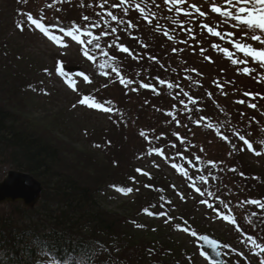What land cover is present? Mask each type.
Wrapping results in <instances>:
<instances>
[{
    "label": "rangeland",
    "instance_id": "rangeland-1",
    "mask_svg": "<svg viewBox=\"0 0 264 264\" xmlns=\"http://www.w3.org/2000/svg\"><path fill=\"white\" fill-rule=\"evenodd\" d=\"M36 9L37 6L33 3L26 7L24 0H0V68L5 70L6 67H8L7 69L11 70L15 75V77H13L14 80L12 79L14 84L11 83L10 86L14 92V97L12 101L9 102V105L16 109H21L22 107H20V104H23L24 113L21 118L27 121V123H31L33 127L38 128L41 132L46 131L53 136L57 134L58 137L70 147L69 151H71V153L68 154L70 158L77 156V153H75L74 150L76 149L83 153L85 152L86 154L89 153V155L96 156L99 160L104 159V162L109 164L110 162L104 156V149L99 147L98 151L92 150L88 147L87 143L93 140L105 143L103 135H105L106 132L100 133L99 131L106 127L112 129L111 125L108 124L109 121H106L107 113L79 105L78 100L82 98V95L93 93L97 88L96 85L98 83L107 85V87H104L108 88L105 91V96H112L110 91L116 90L122 101H125L124 95L139 93L137 97L134 95L133 103H135V109L141 107L140 103L146 98L147 94L144 92V89L127 93V89L119 83V78H117L114 73H111L110 69H108V71L112 75L108 74L106 76L111 80L107 82V80H105L106 76L100 75L101 70L98 67L99 63L104 62L105 60H100V58H97L96 54H94L95 59L92 61L88 59L80 60L75 52L84 51L85 46H81L75 41H71L70 38H65V43L68 47L62 48L48 40L47 37H45L38 29H34V26H31L30 24L26 25L23 31H20L16 26L17 21L26 20V14L29 13L37 15L38 13H36ZM71 10L78 11V8L72 7ZM20 12H23L25 15H20ZM51 12L52 10L45 13ZM36 15L34 18L37 17ZM44 20L49 22L46 26L51 27L49 30L54 35H61L54 22L57 20H51L48 18H45ZM99 23L100 26L104 25L102 21ZM61 26L67 28L63 24L59 27ZM106 27L107 33H109L110 36L109 40L104 43V47L109 54L107 61L112 63L113 61L110 57H114L115 66L121 69V74L126 79L131 78L135 80L137 79L136 73H140L139 79L143 82L153 83L155 81L154 78L159 76L166 81L178 83L180 87L185 91H188L194 98L199 97L205 99V103H199V107H197L202 110L206 104L204 109L207 114L213 111H216V113L219 114L224 109L233 111L236 104L235 101H237V99L239 100L240 96L243 94L241 90H246L248 86H252L251 84L254 85L252 86L254 87V91L264 94V81H259V76L260 74H264V69H260L258 63L253 61L257 66H254L257 71L252 73L254 80L246 79L244 77L245 74L240 72L239 69L248 66L249 62L247 65H232L231 62L223 56V53L213 50L211 48V43H213V41L208 37L207 30L201 27V24L194 18H192V22L188 24L185 31L183 30L188 37V42L175 47L177 50H184L185 59H180L178 57L167 59V50L165 51L164 49L173 47L172 44L166 45L162 40L158 41V39H153L147 34H139L138 36L134 35L133 39H130V43L124 45L129 47L134 54L140 57V59L134 60L128 53L120 52L115 44H113V41H116L120 33L119 31L114 34L110 33V27H114L112 22H108ZM227 27H229V30L227 31H234L230 26ZM189 29H191V32H189ZM135 36L137 38L136 40ZM192 37H195V39ZM82 38L85 40L87 39L86 36ZM233 38L239 39L240 34L235 35ZM247 42L252 43L257 48L261 47L255 42ZM109 44H113V47L109 48ZM203 48L208 49L204 55L211 57V65L203 66L201 63L196 62L195 59H193L194 62L198 64H195L192 61V58L206 61L203 56L200 55V51ZM176 54L177 52L171 55L176 56ZM150 56L155 57V59H149ZM99 57H104L102 52ZM234 58H243V54L236 53ZM247 59L248 61L251 60V58ZM58 61L62 62L63 68L64 66H71L80 69V72L74 73L65 71L76 81L78 91H72L67 86L65 78L57 73L56 68L58 66ZM157 61H159V63H157ZM160 64H164L165 68H161ZM171 68H176V72L173 73ZM185 68L195 69L196 72H185ZM45 69L48 70L47 73L45 72ZM165 69H167V71H165ZM104 71L108 72L107 69ZM130 71L134 72L130 73ZM81 72L88 75L92 82L86 83L83 81V77L76 76V73ZM197 72L200 73V75H197ZM184 74L192 76V81H197V83L194 84L192 81L185 79ZM96 80L98 81L92 86L95 87L94 91H88L86 87ZM216 83L224 84L225 86L229 85L227 89H223L224 93H227V95L222 94L220 87L215 86ZM18 85H20L21 91L16 90ZM133 87H137V85L134 84ZM104 88H98L96 92L101 94L102 89ZM45 92L47 94H45ZM209 92L212 93L210 102L206 99L209 97ZM172 94L175 96L178 95V97L181 95L182 98L179 97V99L185 98L182 93H180L179 88L174 89ZM256 98H258L256 101L257 108L261 107L260 112L264 115V99L259 97ZM19 99L23 101L20 102V104L16 101ZM241 99L245 100L244 98ZM245 102L248 103L247 100H245ZM246 103L238 104L237 108L235 107V110L238 112L239 107L247 106ZM74 104L77 105L75 108H73ZM179 107L180 113L186 112L183 110V105L179 104ZM195 109L196 107L191 115L196 116L195 118H199ZM251 115H253V122L249 123L248 126L253 124L252 127L257 128L263 125L262 116L256 109L250 108L247 114H245L246 117H251ZM51 124H55V126L50 128ZM168 127L169 125L167 128ZM107 137L110 140L114 139L116 137V132L112 131L107 133ZM123 139V141H120L124 147H127L128 143H131L132 140H134L133 146L135 148L139 147L132 132L127 134V138L124 137ZM88 149L93 152H88ZM177 152H179V149ZM122 153L124 154V152ZM251 155L253 158L249 157V161H252L256 167L261 166V172L264 176V156H261L262 154L257 156L253 152H251ZM237 158L240 163L242 160H240L239 156ZM183 161L187 163V161ZM145 163L146 161L138 163L137 168L135 167L134 177H144L145 175L142 174L143 172H148L150 174L154 173L156 168H160L161 170H158L157 174L167 176L168 188L164 189V191L161 192L162 194L158 196L160 198L159 201L162 202L163 199L169 201L176 198L180 203L179 208H177L176 211L169 209L161 211L158 206L153 207V205H148V208H144L147 209V212L145 211L142 216H139L136 219L137 224L132 227L137 234L152 231V233L156 232L157 236L162 235V237L166 239L167 246L171 254H173L172 256L175 258H166V263L161 261L159 264H176L175 260H181L182 258H185V264H192L190 261L191 259H193L195 264H212L207 259L206 255H200L202 251L200 248L199 232L208 234L212 236V238L221 242L225 241L227 245L231 246V251L232 249H235L236 252H243V257L238 256L236 255V252H233L232 256H234L237 261H246L244 257H247L248 260L251 255L255 256L249 250L250 244L246 240L247 236L255 235V229L247 220H245V222L242 220L251 212L249 210H244V203L232 196L223 198V200L229 204V209L231 210L225 209L223 205H218L219 201L216 198L218 196L216 195L215 190L213 187H208L211 182V177L206 173L208 170L207 166L204 164L195 165L197 162L195 163L193 160L191 163L186 164L188 167L187 171L188 173H192V177L195 178L201 174L208 176V182L206 184H201L197 179L196 186L201 187L202 190L205 188L207 189V187L208 189L211 188V191L214 192L215 195L210 199L208 197H201L191 186V193H189L187 190L183 189L179 183L175 182V173H173L174 168L171 170L168 169V165L171 164L170 162H167L165 164L166 167L163 168L160 167L161 162L159 161L156 162L154 167H149ZM131 165H133V163H131ZM156 165H158V167ZM9 169V165H0V179L5 176L6 171ZM137 169H141V172H137ZM131 171H133L132 167L130 172ZM176 172L178 171L176 170ZM188 181L191 183L189 179ZM262 188L264 191V180L262 182ZM178 193H183L185 199L182 200ZM102 194L103 198H101L102 200L100 201L102 207L111 209L118 214L127 210L124 203L130 199V196H127L117 191L116 188H111L109 186L103 189ZM129 194H134V190ZM161 197H163V199H161ZM201 200H207L208 202L213 203L214 208H216L221 215H230L234 217L236 223L233 224L230 221L223 220L217 215L216 211L208 209L206 204L201 203ZM241 204H243L242 207ZM236 205H239L240 207L236 208ZM11 210V207L8 205L0 206V212H2V214H8ZM149 212L154 214L149 215ZM161 212H165L167 215H159ZM169 216L172 217V220L166 223L165 221ZM184 221H187V224H185ZM177 224L181 226L180 229L175 227ZM137 225H140V227ZM184 228H188L190 231H196L197 236L193 237L190 235V232L183 231ZM236 237L238 242L237 244H234V241H237ZM254 238L257 239L258 242H263L264 233L254 236ZM127 240L128 237H125L124 239L116 238L114 243H110L114 256L111 257L110 260H107L106 257L105 259L111 264H117L118 261H120L121 264H158L155 263V261H158L159 259L155 256L145 255L148 251V247L140 246L137 243L133 247V254V250H130L132 248L127 247L125 243L128 242ZM242 240L245 241V243L242 244ZM2 249L8 251L7 248ZM221 255L223 256L225 263L227 260L229 262V259H231L230 252L228 251L222 250ZM136 257H139L138 259L140 263L137 262ZM75 263L76 262L73 258L69 256L66 258L65 264ZM257 263L259 264V260H256L255 264Z\"/></svg>",
    "mask_w": 264,
    "mask_h": 264
},
{
    "label": "trees",
    "instance_id": "trees-1",
    "mask_svg": "<svg viewBox=\"0 0 264 264\" xmlns=\"http://www.w3.org/2000/svg\"><path fill=\"white\" fill-rule=\"evenodd\" d=\"M13 97L11 88L0 81V164L30 173L42 183L43 191L33 210L14 206V211L0 215V242L8 249L7 256L12 255L4 264H44L43 260L61 261L67 254L78 261L98 264L96 257L104 253L110 260L114 256L110 243L125 237H128L127 247L133 249L137 243L148 247L145 255L155 256L158 263H166V258L173 257L162 235L152 231L137 234L132 228L144 213L147 204L143 203L155 198L156 189L163 186L161 179L158 183L149 182L151 190L140 189L133 199L125 202L127 210L121 214L102 207L104 187L118 184L120 175L129 172L130 161L119 157L115 163L107 164L95 156L82 159V154L70 158L69 146L57 134L41 132L21 118L24 106L20 104L21 109L10 106ZM206 99L211 101L209 97ZM219 114L223 122V115H230L231 120L223 133L212 132L209 140H204L202 160L220 161V165L227 155L226 166L230 170L226 176L228 184L233 186L242 181L249 167L230 154L221 136L231 135L233 129L245 131V126L252 127L253 124H248L253 122V116L241 117L235 107L233 111L224 109ZM54 126L51 124L50 128ZM247 188L250 194L264 197L263 188L256 181L249 180ZM175 263L185 264L184 258Z\"/></svg>",
    "mask_w": 264,
    "mask_h": 264
},
{
    "label": "snow or ice",
    "instance_id": "snow-or-ice-1",
    "mask_svg": "<svg viewBox=\"0 0 264 264\" xmlns=\"http://www.w3.org/2000/svg\"><path fill=\"white\" fill-rule=\"evenodd\" d=\"M26 3L27 0H24ZM141 2H136V0H119V3H111L109 4L110 9H119L124 16H128L129 10L134 8L137 10L141 16H143L145 19H147V23L149 25L152 24V19H148L149 16L155 17L156 13L155 12H145V7L141 6ZM154 2V0H153ZM109 0H102L100 3L99 7L101 9H104L105 4H108ZM165 3H170L171 7L168 8V12H172L173 9L175 10V13L179 15L181 12H184V9L181 7H177V5H182L184 3V0H165ZM226 7L224 10H222V6H218L216 3V0H212L211 7H210V12L213 14H218L219 17L223 18L220 24H218L216 27H210L207 24L201 25V27L205 28L207 30V33L210 34L211 37H218L221 41L225 40V38H228V43L232 45V47L235 49V52L230 51L229 47H221L220 44L218 43H211V48L213 50H217L218 52L223 53V56L226 57L232 65H247L248 64V59L251 58L252 61L257 62L258 66L260 69H264V0H225ZM48 7H51V5H48ZM160 6L157 5V8ZM190 8H195V12L199 14L200 18L206 17L205 11H201L200 7H196L195 5H189ZM20 15H25L23 12L19 13ZM98 16L101 17V20H103V16L101 13H97ZM184 15L189 17L188 22H192V13L191 12H184ZM107 16L110 18V21L116 22L117 25H124L126 24L127 28H135L136 24H134L131 20H124L123 18H118L117 15L113 14V11L109 10L107 11ZM91 18L88 15L83 16L84 21H89ZM167 19L171 20L173 25H177L180 22L177 19H174L172 16H168ZM104 23H108L107 20L104 21ZM31 25L34 26V29H38L45 37L48 38V40L52 41L54 44L66 48L68 45L65 43V38H70L71 41H75L77 44L81 46H85L83 55L90 61L95 59V56L92 54L93 52H96L99 50L100 52L103 53L104 56H108V52L104 50L101 47V39L105 35H108L109 33L101 31L99 35H94L93 32L88 28L84 27L83 30L81 26L73 24L70 27H59V32L61 35H54L50 30L49 27L46 26L44 22L43 16L40 18H34L32 14H26V20H18L17 21V28L20 31H23L26 25ZM226 25L230 26L231 29L234 31H229L226 33H222L221 31L217 30L220 25ZM95 27H100V23L97 22ZM156 31H160V28L157 27ZM117 32V27H110V33L114 34ZM189 32H191V29H189ZM240 34L239 39H232L235 35ZM164 35L167 36L168 40H173V36L169 35L167 31L164 32ZM87 37V39H83L82 37ZM195 39V37H192ZM118 39V38H117ZM247 41H252L255 42L256 44L260 45L261 47L257 48L255 47L252 43H248ZM187 41H185L186 43ZM113 44L119 49L120 52L122 53H128L134 60L140 59V57L136 54H134L129 47L124 46L123 44H116L115 41H113ZM113 44H109L108 47L111 48L113 47ZM173 51H177V49H173ZM179 51H183V49H179ZM207 48H203L200 51V55L203 56L204 60L208 61L211 60V57L204 55L205 52H207ZM236 53H242L243 58H234ZM110 59L113 61L112 63H109L107 60L104 62L99 63L98 67L101 70L100 75L106 76L109 73L104 71L105 69H110L111 73H114L117 78H119V83L123 85L125 88H127L129 91L136 92L139 89H149L151 88L154 93L159 95V92L157 89L160 86H166L168 90H174L179 88L180 93H182L183 97L187 98L188 103L185 102L184 99H179L178 95L173 97L174 99H177L178 103L180 105H183V110L189 113L188 115V120L192 121L193 123H199L197 120H193V117L191 115L193 109L189 107V104L195 106L197 105L198 101L196 98H194L192 95L189 94L188 91H185L178 83L171 82V81H166L165 79L160 78L159 76L155 77V84L153 83H147L143 82L142 80L139 79L140 73H136L137 79H131V78H125L121 74V69L117 66H115V58L110 57ZM149 59H155V57L150 56ZM159 63V61H157ZM161 68H165L164 64H160ZM57 73L61 76L64 77L67 83V86L72 90V91H78L77 89V84L76 81L70 76L67 72L64 71V68L62 66V62L58 61V66L56 68ZM167 71V69H165ZM171 71L173 73L176 72V68H171ZM185 72H196L195 69L191 68H185ZM240 72L243 74H251L257 71L255 67H248L245 66L242 69H239ZM45 72L47 73L48 70L45 69ZM197 75H200V73L197 72ZM76 76L78 77H83V81L86 83H91L92 81L90 80L89 76L84 74L83 72L81 73H76ZM185 79L192 81V76H186ZM259 81H264V74H260L259 76ZM258 81V82H259ZM194 84L197 83V81H192ZM231 83V82H229ZM137 85V87H133V85ZM104 87H107V85H104ZM219 87V85H218ZM221 92L224 95H227V93L223 92V89L221 88ZM45 94H47L45 92ZM171 95V92H169ZM244 96L246 97H252L253 100L256 99V97H259L261 99H264V94L261 93H253L249 91H245L243 93ZM209 98H211L212 93H208ZM238 104H244L246 103L245 100L239 99L235 101ZM79 105L86 106L89 109H97L100 110L103 113H113L117 111L115 108L113 102L111 100H108L104 103L99 102L93 95L91 94H86L82 95V98L78 100ZM107 105H112V106H106ZM77 105L74 104L73 108H75ZM248 107L256 109L257 108V103L255 102H248ZM159 110V109H158ZM196 112H200L201 109L196 108ZM120 115H123L122 113ZM167 116L171 117V120L168 121V123H172L175 121V124L177 127H185L187 128V124L181 125V122L179 119H177L176 115V107L173 105V111H169L166 113ZM243 113H241V117H243ZM201 120L205 119L204 117H200ZM207 127L209 129L214 128L217 132V134H220V127L213 125L212 123H208ZM233 135H237L239 141H242L244 145L247 146V149L252 150L253 149V143H250L248 139H246V136L244 134H240L239 131L233 129ZM140 135L142 137H145V139H148L146 133L144 131L140 132ZM172 135L176 137V139L180 142V144H185V139L180 135L179 132H172ZM250 136L251 133H248ZM160 137L157 136L156 140H159ZM221 139L227 140V136H221ZM261 146L264 147V141H261ZM95 147H100L99 144L95 145ZM171 149H175L177 147L176 143H171L169 145ZM192 147H195V145H192ZM233 148L236 149V145L233 144ZM237 150H242V149H237ZM187 151V148L185 149ZM203 151V149H201ZM152 152H155L157 155L163 156L164 155V149L160 147H155L150 149L149 154ZM262 154L261 151H256L255 155L260 156ZM175 156L180 157V159L184 160L187 159V157L183 153H175ZM175 156L173 158H175ZM197 160L200 159V157H196ZM191 163V161H188ZM212 164V167L215 168L216 164L215 162H209ZM158 167V165H156ZM174 169H176L181 175L187 177L191 181V187L194 188V191L198 193L201 197H204L206 194L209 197H212L215 195L214 192L208 190V189H203L201 187L196 186V180L198 179L201 184H206L208 182V176L206 175H199L197 177H192L189 175L188 171H186L185 167L181 164L177 163H172L171 165ZM137 172H141V169H137ZM231 171H235V169H231ZM145 176H149L148 172H143L142 173ZM211 175V173H209ZM243 175V173H241ZM215 179V177H212ZM130 179H135V178H130ZM115 187V186H114ZM117 191L127 195L131 192H133L132 187H119L117 188ZM180 195V198L182 200L185 199L183 193H178ZM217 200L219 201V204L223 205L225 209H229V204L226 203L223 199H220L219 197H216ZM163 199V197H161ZM201 203L206 204L208 209H213L214 211L217 212V215L220 216L223 220L225 221H230L231 223L235 224L236 221L234 217L230 215H221V213L214 208L213 203L208 202L207 200H201ZM244 203H247L248 205H254L259 209L264 210V201L261 199H247ZM243 204H241V207ZM155 207V205H153ZM231 210V209H229ZM147 212V209H145ZM149 215H153L154 213L149 212ZM159 215H167L165 212L159 213ZM252 216H256L257 213L255 211L252 212ZM172 220V217H168V219L165 221L170 222ZM185 224H187V221H184ZM140 227V225H137ZM177 229H180V225L177 224L175 226ZM183 231L185 232H190V235L193 237L197 236L196 231H190L188 228H184ZM199 239L202 240L209 248L212 249V252L215 254V256L219 257L221 256V252L218 251L220 244L216 239H210L208 235H200ZM247 242L250 244V251L253 253V255L260 257L259 259V264H264V242H258L257 239H255L252 235L247 236L246 238ZM241 243H245V241H241ZM225 248H231L230 245H224ZM233 252H236L235 249H232ZM201 256H205L206 254L204 252L200 253ZM236 255L243 257L244 253L243 252H236ZM247 260V257H244ZM212 264H222V262H216L213 261ZM248 264H251L249 261Z\"/></svg>",
    "mask_w": 264,
    "mask_h": 264
},
{
    "label": "water",
    "instance_id": "water-1",
    "mask_svg": "<svg viewBox=\"0 0 264 264\" xmlns=\"http://www.w3.org/2000/svg\"><path fill=\"white\" fill-rule=\"evenodd\" d=\"M41 185L30 175L9 171L6 178L0 183V204L4 202H21L32 207L39 198ZM203 250L209 247L202 241ZM210 249L209 256L213 261L221 262Z\"/></svg>",
    "mask_w": 264,
    "mask_h": 264
},
{
    "label": "bare ground",
    "instance_id": "bare-ground-1",
    "mask_svg": "<svg viewBox=\"0 0 264 264\" xmlns=\"http://www.w3.org/2000/svg\"><path fill=\"white\" fill-rule=\"evenodd\" d=\"M70 22H71L72 24H77V22H76L75 20H71ZM12 92H13V91H12ZM13 94H14V92H13ZM11 101H12V100H11ZM11 101H10V102H11ZM238 149H242V150H238V155H239L240 158L245 159V160H249V157H250V158L252 157L251 152L253 151V149H252V150H249V149H247V146H244V147H241V148H238ZM256 151H257V150H256ZM258 151H262V148H260V150H258ZM255 164H256V163H255ZM261 171H262L261 168H260V167H256L253 163L250 165V167H249V171H248V173H249L252 177H254V178L256 179L257 183H258L260 186H262V182H263V180H264V176H263V173H262ZM236 208H237V207H236ZM254 211H255L258 215L264 217V210L259 209V208H257V207L255 206Z\"/></svg>",
    "mask_w": 264,
    "mask_h": 264
}]
</instances>
